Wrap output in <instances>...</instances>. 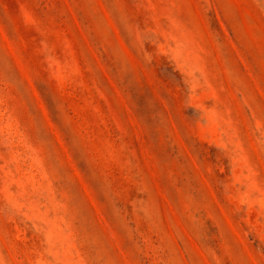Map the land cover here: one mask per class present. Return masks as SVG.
<instances>
[{
	"label": "rangeland",
	"instance_id": "374dc122",
	"mask_svg": "<svg viewBox=\"0 0 264 264\" xmlns=\"http://www.w3.org/2000/svg\"><path fill=\"white\" fill-rule=\"evenodd\" d=\"M0 264H264V0H0Z\"/></svg>",
	"mask_w": 264,
	"mask_h": 264
}]
</instances>
